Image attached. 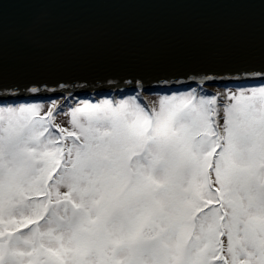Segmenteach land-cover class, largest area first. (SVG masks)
Segmentation results:
<instances>
[{
  "label": "snow or ice",
  "instance_id": "snow-or-ice-1",
  "mask_svg": "<svg viewBox=\"0 0 264 264\" xmlns=\"http://www.w3.org/2000/svg\"><path fill=\"white\" fill-rule=\"evenodd\" d=\"M0 264H264V39L100 75L0 56Z\"/></svg>",
  "mask_w": 264,
  "mask_h": 264
},
{
  "label": "water",
  "instance_id": "water-1",
  "mask_svg": "<svg viewBox=\"0 0 264 264\" xmlns=\"http://www.w3.org/2000/svg\"><path fill=\"white\" fill-rule=\"evenodd\" d=\"M262 39L259 8L227 0H41L6 6L0 56L100 75L139 62L250 54Z\"/></svg>",
  "mask_w": 264,
  "mask_h": 264
},
{
  "label": "rangeland",
  "instance_id": "rangeland-1",
  "mask_svg": "<svg viewBox=\"0 0 264 264\" xmlns=\"http://www.w3.org/2000/svg\"><path fill=\"white\" fill-rule=\"evenodd\" d=\"M210 87H213V88H215L216 86H212V85H210Z\"/></svg>",
  "mask_w": 264,
  "mask_h": 264
}]
</instances>
